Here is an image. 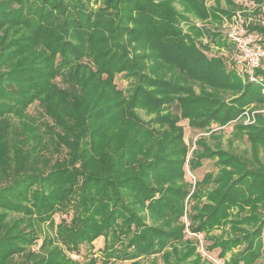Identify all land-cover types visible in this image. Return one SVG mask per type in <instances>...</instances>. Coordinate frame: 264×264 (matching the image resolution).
<instances>
[{
	"label": "trees",
	"instance_id": "trees-1",
	"mask_svg": "<svg viewBox=\"0 0 264 264\" xmlns=\"http://www.w3.org/2000/svg\"><path fill=\"white\" fill-rule=\"evenodd\" d=\"M226 2L0 0V264H215L187 231L224 264H264V61L260 82L245 79L207 54L234 44L190 24L231 19L240 6ZM247 28L264 42L261 22ZM183 120L212 131L188 166L217 171L194 187ZM232 123L241 154L212 129ZM99 238L100 257H71Z\"/></svg>",
	"mask_w": 264,
	"mask_h": 264
},
{
	"label": "rangeland",
	"instance_id": "rangeland-1",
	"mask_svg": "<svg viewBox=\"0 0 264 264\" xmlns=\"http://www.w3.org/2000/svg\"><path fill=\"white\" fill-rule=\"evenodd\" d=\"M206 4L210 8H215L216 3L219 2L222 8H225L227 6V0H205ZM236 5L240 6L238 9H236L234 15L229 18H223L221 25H215L210 22H203L200 19L197 18H192L190 24L195 25L199 28H203L205 26L206 28L212 29L213 32H220V34L223 37H226L229 35V33H237L241 34V36L249 35L250 32L247 30V26L250 23H257L261 22L262 25H264V12H261L259 14L256 13V6L253 2L248 1V0H232ZM178 8H180L179 5H177ZM27 8L25 7V10ZM241 17V22L237 23V17ZM185 31L188 30V25H183ZM252 34V33H251ZM253 41L254 43L258 44H263L264 42L261 40V37L253 33ZM228 37V36H227ZM210 38H204L202 39V43H208ZM229 43H233L231 40ZM234 44V43H233ZM263 46V45H262ZM264 47V46H263ZM207 54L212 57V56H222L226 59V62L229 66V68L235 67L236 70L238 71V74L240 76H243V78L246 79V77L240 73L239 68L241 67V70L243 69L244 66H240L239 62L236 60V53L235 49L227 50V49H217L213 47L210 51L207 52ZM243 71V70H242ZM59 81V80H58ZM116 83L120 89H123L124 91H127L129 88V80H127L123 75L117 76ZM195 88L198 90L199 88L197 85H195ZM30 113L32 114H37L40 109L38 108L37 104L33 105L29 109ZM250 117L245 115V124H251L254 122V114L255 113H250ZM142 117L146 120L149 119L147 115L144 112H140ZM249 118H251V121H249ZM248 122V123H247ZM234 124L232 123L224 128H220L218 130H214V127H217L216 125L212 126V129L214 131L215 135H218L219 143L222 145L224 149L231 150L233 149L234 152H237L239 154L245 152L248 150V143L246 142V138H239L235 139L233 138V130H234ZM180 125L184 127L185 131V141L186 143L191 147V151L187 157V165L185 166V179L186 181L191 184L193 187L195 186L197 181H201L204 177V175L208 172H216L217 168L215 166V161L213 160H204L203 161V166L195 171H191L189 166H188V161L191 157V152L196 148V141L200 137H206L207 139L210 137V133H201L198 130H194L188 126V121L183 120L180 122ZM218 128V127H217ZM217 140H209L210 144H215ZM13 217H17L16 214H12ZM64 216L61 214H57L55 216V221L56 223H59L61 219ZM183 221L188 223L187 221V215L184 216ZM223 229H218L214 231V234L220 235L222 233ZM187 237L193 239L195 242L198 243V249L199 253H201L202 257L208 261H211L212 263L215 264H224V260L219 258V253L220 249H217L215 251H210L208 249V246L210 242L207 240V238H204V235H193L190 232L187 231ZM41 244V240L38 242V246L35 247V249L39 248V245ZM104 247V239L99 238L96 240L93 244V248L90 246L84 245L81 247L79 254H72L71 257L75 260H78L80 262L86 261L88 258H90L91 254H96V256L100 257L101 256V250ZM230 256V255H229ZM228 256V257H229ZM145 263H148V259H144ZM264 262V232L262 236V257L259 259L258 263H263ZM118 264H131V262H118ZM158 264H163L162 260L159 258L158 259Z\"/></svg>",
	"mask_w": 264,
	"mask_h": 264
},
{
	"label": "built area",
	"instance_id": "built-area-1",
	"mask_svg": "<svg viewBox=\"0 0 264 264\" xmlns=\"http://www.w3.org/2000/svg\"><path fill=\"white\" fill-rule=\"evenodd\" d=\"M236 17V22H241V17L239 15ZM227 36L229 41L232 40L234 43L237 62H239L240 66H244L242 69L243 71L241 67L239 68L240 73L249 78L252 82H260V80L255 77L254 72L264 61V47L261 44L254 43L252 34L241 36V34L233 32L229 33ZM245 115L250 117L248 112H246ZM250 121L251 118H249L248 122Z\"/></svg>",
	"mask_w": 264,
	"mask_h": 264
},
{
	"label": "crops",
	"instance_id": "crops-1",
	"mask_svg": "<svg viewBox=\"0 0 264 264\" xmlns=\"http://www.w3.org/2000/svg\"><path fill=\"white\" fill-rule=\"evenodd\" d=\"M213 129H214V130H218V129H220V128L214 127Z\"/></svg>",
	"mask_w": 264,
	"mask_h": 264
}]
</instances>
